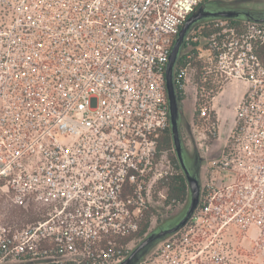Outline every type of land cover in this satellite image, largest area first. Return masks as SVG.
<instances>
[{
  "label": "built area",
  "instance_id": "built-area-1",
  "mask_svg": "<svg viewBox=\"0 0 264 264\" xmlns=\"http://www.w3.org/2000/svg\"><path fill=\"white\" fill-rule=\"evenodd\" d=\"M206 1L0 0V264H118L152 229L182 173L159 147L171 136L167 64ZM263 46L264 22L246 20L186 38L176 81L202 119L213 89L199 94L198 65L211 85L247 89L193 217L141 264H221L231 231L264 260Z\"/></svg>",
  "mask_w": 264,
  "mask_h": 264
},
{
  "label": "water",
  "instance_id": "water-1",
  "mask_svg": "<svg viewBox=\"0 0 264 264\" xmlns=\"http://www.w3.org/2000/svg\"><path fill=\"white\" fill-rule=\"evenodd\" d=\"M216 19H236L250 22H264V10H252L243 7H230L225 5L223 0H208L202 4L183 25L172 49L166 70V87L170 105V131L173 149L179 163L182 174L185 177L189 195L187 208L178 214L174 226H163L162 223L147 233L131 250L128 256L118 264H141L152 252L159 242L181 230L193 217L199 206L202 194L201 167L204 157L196 148L194 153L188 150L184 141L182 129L183 122L187 121L182 108L180 92L176 81V69L180 57L186 46V38L197 26ZM191 132L192 126L186 122ZM191 126V127H190ZM194 138V136H193ZM196 146L195 139L193 140ZM194 154V155H193ZM220 156V151L209 156L214 159ZM194 161V164L192 162Z\"/></svg>",
  "mask_w": 264,
  "mask_h": 264
},
{
  "label": "rangeland",
  "instance_id": "rangeland-1",
  "mask_svg": "<svg viewBox=\"0 0 264 264\" xmlns=\"http://www.w3.org/2000/svg\"><path fill=\"white\" fill-rule=\"evenodd\" d=\"M225 5H228L230 7H243V8H249L252 10H264V0H223ZM196 72L195 74H197ZM195 81H196V75H195ZM229 81H223L222 83L218 84L216 88L220 89L222 88L225 84H227ZM230 83V82H229ZM247 88V82L244 80H237L234 79L231 81L229 84L228 90H233V89H245ZM213 93V92H212ZM212 93L209 95V104L208 108H210V118L209 119H202L199 115L197 116V121L194 122V114L196 111V105H193V101H187L185 104H182V108L184 109V114L186 120L189 122V124L192 126L191 132L186 126V122H183V137L184 141L187 144V148L191 153H194L196 151V148L198 151L204 154L209 153L208 156H211L214 154V151H218L222 148V140L215 142V140L218 137L217 135H214L211 131V123L213 120L215 121L217 127H219V121L217 114L215 113L214 109L212 108V97L210 100V96ZM194 111V114H193ZM193 114V117H191ZM233 118L231 117L230 113H228L226 120H223V127L225 128V134L229 130L230 125H232ZM190 126V127H191ZM194 136V138H193ZM211 136H215V139H211ZM195 139L196 146L194 145L193 140ZM169 148H172L170 150L169 154L172 155L175 152L173 150V145H172V140H171V146ZM194 155V154H193ZM204 160L202 161V167H201V176H203L204 167L209 165L210 159L207 157V155H204ZM193 165L194 161L192 162ZM187 198V196H186ZM175 205L168 206V203L164 205H159L158 210H156L154 218H153V223L152 229L153 230L158 223H162L163 226H174L176 224L178 214L182 212L184 209L187 208L188 202L185 200H177ZM147 235V234H146ZM145 235V236H146ZM173 236V235H172ZM170 236V237H172ZM169 237V238H170ZM221 237V235H220ZM167 238V239H169ZM166 239V240H167ZM223 239L225 240L226 243V259L221 263V264H264V260L262 257L255 255L254 251L252 250V242L248 240H243L240 238V235L236 233L235 231H231V233H227ZM165 241V240H164ZM164 241L159 242V244L152 250V252L147 256H151L153 252L159 247ZM199 253V251H197ZM197 261H191L188 264H197V262L200 263V258L198 256Z\"/></svg>",
  "mask_w": 264,
  "mask_h": 264
},
{
  "label": "trees",
  "instance_id": "trees-1",
  "mask_svg": "<svg viewBox=\"0 0 264 264\" xmlns=\"http://www.w3.org/2000/svg\"><path fill=\"white\" fill-rule=\"evenodd\" d=\"M213 30L214 29H212L211 27H206L203 29V33L209 34ZM260 54L264 59V46L260 49ZM196 72H198L195 75H196V82L198 83L199 94L201 93V90H203V89H206V90L213 89V93L210 96V100H211V97L213 98L221 88L220 89L216 88L217 84L211 85L210 78L205 77V75L202 71L201 65H198ZM183 98L184 97L180 94L181 101L183 100ZM210 103H211V101H210ZM200 107H201V101L199 99L197 104H196V111H195L194 118H193L194 122L197 121V116L199 115ZM211 139L214 140L215 136H211ZM169 146H171V136L169 134H167L162 139L159 147H160V149H171V148H169ZM171 157L174 159V162H176L175 156L173 154ZM177 168H179V167H177ZM166 192H167L166 203H169L170 200L173 198H176V200H185L186 199L187 183H186L184 175L181 172L176 173L175 175L172 176V178L170 179V181L167 185ZM150 217H151V215H148V218L146 219V221L142 223L141 231L139 233L141 236H143L148 231V229L150 227V220H151Z\"/></svg>",
  "mask_w": 264,
  "mask_h": 264
},
{
  "label": "crops",
  "instance_id": "crops-1",
  "mask_svg": "<svg viewBox=\"0 0 264 264\" xmlns=\"http://www.w3.org/2000/svg\"><path fill=\"white\" fill-rule=\"evenodd\" d=\"M230 83L228 82L227 84H225L217 92V94L212 98V102H211L212 108L214 109L215 113L217 114L218 121H219V134H218V137L215 140V142L222 140V148L218 151L213 150L214 153L220 151V154H221L222 149L225 147V145L228 141L229 135L231 134V130L234 126V117H235L236 105L238 104V102L240 101V99L242 98V96L244 95V93L246 92V89H247V88H245V89H240V90H238V89L228 90ZM187 101H192V98L185 99V101L182 100L181 102H182V104H185ZM193 105H195V104L193 103ZM183 111H184V109H183ZM228 113H230L231 117L233 118V122H232V125H230L229 130L225 134V131H224L225 128L223 127V125H224L223 120H226ZM193 114H194V111H193ZM193 114L191 117H193ZM200 154H201V156L207 155V157H209L208 156L209 153L204 154L201 152ZM214 159H216V158H214ZM214 159H210V161L214 160ZM201 180H202V187H203V176H201ZM188 195H189V189L187 188V198H188ZM187 198H186V201H187Z\"/></svg>",
  "mask_w": 264,
  "mask_h": 264
}]
</instances>
